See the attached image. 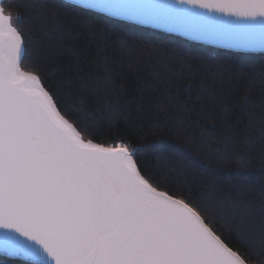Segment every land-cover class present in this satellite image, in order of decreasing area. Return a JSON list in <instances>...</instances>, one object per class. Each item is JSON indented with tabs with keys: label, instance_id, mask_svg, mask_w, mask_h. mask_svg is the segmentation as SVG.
<instances>
[{
	"label": "snow or ice",
	"instance_id": "snow-or-ice-1",
	"mask_svg": "<svg viewBox=\"0 0 264 264\" xmlns=\"http://www.w3.org/2000/svg\"><path fill=\"white\" fill-rule=\"evenodd\" d=\"M5 3L0 0V253L22 264H248L226 242L231 226L217 228L211 201L163 187L143 167L138 145L89 138L39 69L24 65L31 32L17 26ZM81 3L195 38L264 46V0Z\"/></svg>",
	"mask_w": 264,
	"mask_h": 264
},
{
	"label": "trees",
	"instance_id": "trees-1",
	"mask_svg": "<svg viewBox=\"0 0 264 264\" xmlns=\"http://www.w3.org/2000/svg\"><path fill=\"white\" fill-rule=\"evenodd\" d=\"M9 5L31 32L24 65L39 69L89 138L138 145L163 187L211 201L217 228L231 226L226 242L264 264V53L194 43L62 0Z\"/></svg>",
	"mask_w": 264,
	"mask_h": 264
},
{
	"label": "water",
	"instance_id": "water-1",
	"mask_svg": "<svg viewBox=\"0 0 264 264\" xmlns=\"http://www.w3.org/2000/svg\"><path fill=\"white\" fill-rule=\"evenodd\" d=\"M62 1H65V2L70 3L72 5H75V6L90 10V11L100 13L102 15H105V16L113 18V19H117L120 21L131 23V24L137 25V26L142 27V28H147V29L163 32V33H166L168 35H172L174 37L185 39V40H188V41H191L194 43L209 45L212 47H217V48L226 49V50L235 51V52H241V53H262V52L264 53V46H260L259 44H257L253 48H246V47L232 46V45H229L223 41L210 40V39H204V38H195L193 35H191L190 33L186 32L184 30L172 29L170 27H167V26L159 24V23H146V22H142L141 20L132 19V18H128L125 16H113V15L104 13V12L100 11L99 9L90 8L86 5H84L83 3H81V0H62ZM184 7H190V6L185 5ZM199 11L203 12L204 10L201 9ZM190 22L191 23H203L202 21H197V20H193ZM206 26L211 27L215 30H220V31L225 30V27H226L224 25H206ZM257 37L259 38V33H257ZM0 256L10 258L13 260L21 261L19 258L8 257V256L4 255L3 253H0Z\"/></svg>",
	"mask_w": 264,
	"mask_h": 264
}]
</instances>
